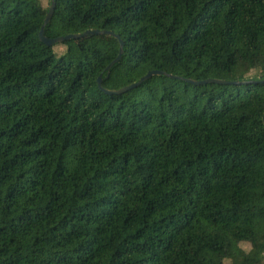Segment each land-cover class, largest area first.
<instances>
[{"label": "trees", "instance_id": "obj_1", "mask_svg": "<svg viewBox=\"0 0 264 264\" xmlns=\"http://www.w3.org/2000/svg\"><path fill=\"white\" fill-rule=\"evenodd\" d=\"M50 4L0 0V264H264V0H56L110 69ZM150 70L253 82L99 86Z\"/></svg>", "mask_w": 264, "mask_h": 264}, {"label": "water", "instance_id": "obj_2", "mask_svg": "<svg viewBox=\"0 0 264 264\" xmlns=\"http://www.w3.org/2000/svg\"><path fill=\"white\" fill-rule=\"evenodd\" d=\"M56 8V0H51V4H50V8L47 12L45 21L43 26L41 27L40 33H39V38L40 41L42 43H44L46 46H52L54 44L66 41V40H70V39H80V38H85L88 36H95V35H111V36H115L119 43H120V51L118 56L111 62V64L108 66V68L110 69L115 63H117L118 61L121 60L123 52H124V41L122 40V38L118 35L115 34L113 31L111 30H100V29H88L82 33H75V34H67L65 36H58L55 38H50L46 35L45 33V27L46 25L51 21L52 16L54 14ZM165 74L168 77L171 78H177V79H184L186 82L194 84V85H205L208 83H218V84H248L251 83L253 81H227V80H223V79H217V78H209L206 80H194V79H190V78H182L180 76H174L172 74H168L165 73L163 71L160 70H150L148 71L144 76H142L137 82L131 83L123 88H120L118 90H106L102 87V79L101 77L99 78V86L101 87V89L105 90L108 93L111 94H118V93H122L125 92L127 90L133 89L135 87H138L139 85H141L142 83H144L145 81H147L148 79H150L153 76L156 75H162ZM263 121H264V116H263Z\"/></svg>", "mask_w": 264, "mask_h": 264}, {"label": "rangeland", "instance_id": "obj_3", "mask_svg": "<svg viewBox=\"0 0 264 264\" xmlns=\"http://www.w3.org/2000/svg\"><path fill=\"white\" fill-rule=\"evenodd\" d=\"M48 1L49 0H43V2H44L45 5H48ZM91 41L102 42V41H104V39H103V36L102 35L88 36V37L82 39V45L83 46H86Z\"/></svg>", "mask_w": 264, "mask_h": 264}]
</instances>
